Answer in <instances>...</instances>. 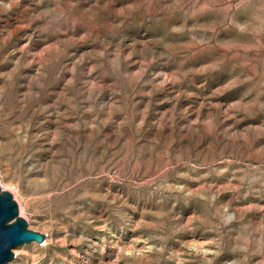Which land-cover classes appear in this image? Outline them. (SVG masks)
Returning <instances> with one entry per match:
<instances>
[{"label": "rangeland", "instance_id": "obj_1", "mask_svg": "<svg viewBox=\"0 0 264 264\" xmlns=\"http://www.w3.org/2000/svg\"><path fill=\"white\" fill-rule=\"evenodd\" d=\"M8 264H264V0H0Z\"/></svg>", "mask_w": 264, "mask_h": 264}, {"label": "water", "instance_id": "obj_2", "mask_svg": "<svg viewBox=\"0 0 264 264\" xmlns=\"http://www.w3.org/2000/svg\"><path fill=\"white\" fill-rule=\"evenodd\" d=\"M45 239L46 235L29 228L12 193L0 187V264L14 259L16 247L34 241L43 244Z\"/></svg>", "mask_w": 264, "mask_h": 264}, {"label": "bare ground", "instance_id": "obj_3", "mask_svg": "<svg viewBox=\"0 0 264 264\" xmlns=\"http://www.w3.org/2000/svg\"><path fill=\"white\" fill-rule=\"evenodd\" d=\"M2 190H3V189H2ZM21 214H22V213H21ZM21 214H20V215H21ZM21 216H22V215H21ZM45 241H46V239H45ZM45 241H44V242H45ZM34 242H36V241H34Z\"/></svg>", "mask_w": 264, "mask_h": 264}]
</instances>
